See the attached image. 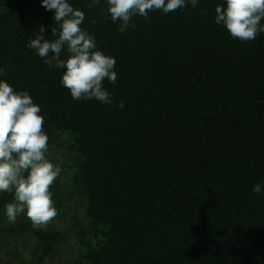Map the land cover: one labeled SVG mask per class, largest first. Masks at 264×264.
<instances>
[{"label":"trees","instance_id":"trees-1","mask_svg":"<svg viewBox=\"0 0 264 264\" xmlns=\"http://www.w3.org/2000/svg\"><path fill=\"white\" fill-rule=\"evenodd\" d=\"M67 2L116 60L113 103L74 101L64 69L27 47L40 26L54 39L41 0H0V80L41 108L62 169L46 227L10 223L0 193V264H43L65 243L70 264H264V33L241 42L217 25L224 0L134 15L124 33L106 0Z\"/></svg>","mask_w":264,"mask_h":264},{"label":"clouds","instance_id":"clouds-1","mask_svg":"<svg viewBox=\"0 0 264 264\" xmlns=\"http://www.w3.org/2000/svg\"><path fill=\"white\" fill-rule=\"evenodd\" d=\"M100 0H92L98 5ZM106 12L112 22L119 21L118 31L124 33L132 27L134 15L145 19L149 12L162 10L164 14L175 12L190 3L197 7L198 0H106ZM41 7L53 13L51 36L46 39V28L40 26L27 47L44 58L52 68L64 69L61 84L68 89L74 101L96 100L112 104V94L104 87L107 79L115 83L116 60L96 50L95 37L81 25L85 13L74 8L67 0H41ZM264 0H224L215 8L217 25L241 42L255 40L264 33ZM67 53L65 59L62 52ZM4 70L0 69V74ZM121 101L117 107L123 108ZM41 108L34 104L27 92H14L5 81L0 80V193L13 194V201L5 206L10 223L23 214L35 227L47 226L58 211L52 199L50 187L62 169L47 159L48 135L43 131L44 118ZM262 186L253 187L260 193Z\"/></svg>","mask_w":264,"mask_h":264},{"label":"rangeland","instance_id":"rangeland-1","mask_svg":"<svg viewBox=\"0 0 264 264\" xmlns=\"http://www.w3.org/2000/svg\"><path fill=\"white\" fill-rule=\"evenodd\" d=\"M32 248V242L24 240L19 249L21 253L29 256L28 250ZM77 251L78 250L74 248L72 244H62L54 257L47 258L43 264H70L71 260L78 256L79 253Z\"/></svg>","mask_w":264,"mask_h":264}]
</instances>
